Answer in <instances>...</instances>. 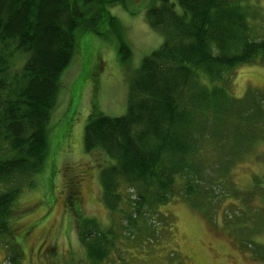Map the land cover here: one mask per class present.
<instances>
[{
    "label": "trees",
    "instance_id": "16d2710c",
    "mask_svg": "<svg viewBox=\"0 0 264 264\" xmlns=\"http://www.w3.org/2000/svg\"><path fill=\"white\" fill-rule=\"evenodd\" d=\"M123 1L0 0V237L13 239L14 203L43 170L51 114L82 36L105 39L99 26L115 28L108 7ZM244 2L152 5L147 21L163 42L130 75L125 114L107 116L92 105L84 149H102L113 163L100 180L105 205L121 215L124 236L178 192L192 206L213 208L211 199L221 197L215 189L230 184L231 165L264 139V95L231 93L233 68L264 61V33L255 36ZM120 51L125 61L129 48L121 44ZM70 184L67 209L78 193ZM74 213L87 261L108 260L113 250L123 257L113 228L102 229L78 206Z\"/></svg>",
    "mask_w": 264,
    "mask_h": 264
},
{
    "label": "rangeland",
    "instance_id": "374dc122",
    "mask_svg": "<svg viewBox=\"0 0 264 264\" xmlns=\"http://www.w3.org/2000/svg\"><path fill=\"white\" fill-rule=\"evenodd\" d=\"M160 1L111 4L115 28L99 26L106 38L92 32L82 36L51 114L49 155L14 203L13 239L0 237V264H94L86 260L78 239L74 206L117 236L115 246L123 257L113 250L108 260L96 264H264V139L231 165L230 184L215 189L221 197L211 199L213 208L192 206L178 192L158 212L150 211L139 230L125 229L124 236L121 215L105 205L100 171L113 163L102 149H84L86 120L93 104L107 116L125 114L130 75L163 42L161 32L147 21V10ZM245 1L249 21L257 28L254 34L262 36L264 0ZM121 44L129 48L125 61ZM230 84L237 97L257 90L264 95V61L233 68ZM71 181L78 193L75 189L77 200L67 209Z\"/></svg>",
    "mask_w": 264,
    "mask_h": 264
}]
</instances>
